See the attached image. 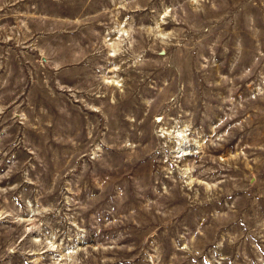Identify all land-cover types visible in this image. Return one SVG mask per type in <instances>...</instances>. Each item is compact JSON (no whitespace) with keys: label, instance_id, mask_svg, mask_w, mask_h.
<instances>
[{"label":"rangeland","instance_id":"374dc122","mask_svg":"<svg viewBox=\"0 0 264 264\" xmlns=\"http://www.w3.org/2000/svg\"><path fill=\"white\" fill-rule=\"evenodd\" d=\"M0 264H264V0H0Z\"/></svg>","mask_w":264,"mask_h":264}]
</instances>
